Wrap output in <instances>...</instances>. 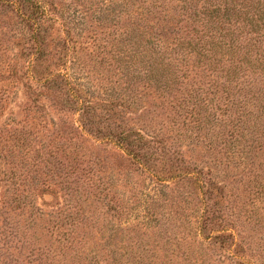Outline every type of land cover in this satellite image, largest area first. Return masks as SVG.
<instances>
[{
	"label": "trees",
	"instance_id": "trees-1",
	"mask_svg": "<svg viewBox=\"0 0 264 264\" xmlns=\"http://www.w3.org/2000/svg\"><path fill=\"white\" fill-rule=\"evenodd\" d=\"M0 4L12 6L25 24L14 30L19 54L0 62V124L14 116L15 104L25 117L19 133L0 130V168L21 153L25 194L13 186L0 195L1 205L19 201L15 209L25 204V213L34 211L35 195L42 206L57 208L66 194L104 202V185L93 172L100 164L86 146L93 139L134 166L149 190L168 189L187 211L182 244L190 241L178 258L172 247L179 240L166 237V249L161 243L162 225L152 211L158 197L148 206L145 194V217L116 226L129 236L136 229L122 264H263L264 0H172V11L163 16L167 23L141 30L138 43L104 46L110 50L99 64L116 78L87 84L71 73L78 44L70 31L64 33L48 1ZM174 131L178 141L167 134ZM32 151L34 156L25 155ZM194 151L195 160L187 156ZM1 174L9 181L16 176ZM36 210L34 216L44 215ZM249 227L262 231L254 248ZM138 230L160 241L150 238L152 244L142 246ZM57 235V242L74 244L64 229ZM44 249L38 254L49 257L52 249ZM54 256L46 264H58L50 261ZM95 258L90 255V264Z\"/></svg>",
	"mask_w": 264,
	"mask_h": 264
},
{
	"label": "rangeland",
	"instance_id": "rangeland-1",
	"mask_svg": "<svg viewBox=\"0 0 264 264\" xmlns=\"http://www.w3.org/2000/svg\"><path fill=\"white\" fill-rule=\"evenodd\" d=\"M46 1L51 4L53 15L58 17L60 25L62 23L64 33L70 31V36L78 44V48L73 54L78 65L72 68L71 73L81 84H87L88 81H94L95 78L99 83H107L111 78H116L115 72L112 73L99 64L103 57H108L107 50H110H105L104 46L109 44L108 46L111 47L110 45L113 44L124 49L128 45H135L140 41L141 30H153L151 27H160L166 24L168 18L163 19V16L170 9L172 11V0ZM170 16H172L171 13ZM161 20H164L162 24H160ZM23 26H25L24 22L19 19L12 6L0 4V62L4 57L9 58L19 54L20 48L17 47L19 37H14V30ZM11 30V35H8ZM21 99L20 93L19 99L16 101L17 105H20ZM13 109L14 116L8 121L1 122V131L19 133L18 130L25 129L23 113L16 108V104L13 105ZM178 133L174 131L167 134L178 141L181 138L177 135ZM92 140L89 139L86 146L93 153L92 160L99 161L100 166L97 167L99 170L93 172L99 176L98 184L104 185L106 200L104 202L97 201L92 197L77 200L66 194L59 207L47 208L42 206L41 200L38 197L34 198V195L31 198V206L39 208L40 212L44 214L42 217L39 216L40 213L34 216L37 211L35 207L34 211L31 208L25 213V204L22 210L15 209L17 204L20 205L19 201L9 205L7 201L0 204V264H39L38 259L42 261L41 264H46L53 255L56 256L50 261L58 264H90V255L97 257L92 260L94 264H113L112 260L115 258L117 264H122L121 256L123 254L126 256L127 252L131 251L130 245L134 243H131L130 237H136L133 234L136 229L129 230V236L123 235L116 226L122 223L127 224L129 221L133 223L145 217L143 215V206L147 203L145 194H149L148 206L151 204L150 198L158 197L156 198L157 202L152 203V211L157 212L158 221L156 223L162 225L164 240L162 239L161 243H163V248L168 247L166 237L172 238L175 240L174 242L179 240L180 245L175 243L172 248L180 253L178 258L181 257L183 249L186 248L185 243L190 241L188 239L182 244V238L188 225L185 222L187 211L182 202L178 203L173 200L168 189L149 190L148 182L138 175L134 166H128L109 146L105 147ZM186 149L187 147L183 148V150ZM15 154L6 160L7 164L2 167V170L0 168V173L13 171L12 177L16 175L11 182L8 175L1 174L5 180L0 184V195L4 193L6 196L9 195L13 186L20 187L25 194V162L22 160L21 153ZM34 154L35 151H32L31 154L26 153L25 155L32 157ZM197 154L198 151L187 152V156H192L194 160L198 157ZM29 167L33 168L31 165ZM173 194L176 196L177 192ZM45 199L52 202V198L49 196H45ZM71 205L75 209H71ZM69 211L72 214L68 221L64 220ZM63 229L67 232L66 237L74 244L64 242L67 244L65 245L56 241L57 233H62ZM246 231L251 237L254 235V238L250 237L252 248H254L259 242L262 231L251 227ZM137 235L144 242L142 246L148 243L152 244L150 238H160L145 230H138ZM135 239L137 240V238ZM3 244H7L5 250L2 249ZM47 246L52 251L50 254L48 253L49 257L47 255L45 258V255L43 257L38 254V250ZM68 246H73V249H69ZM79 249H86V251L80 254ZM260 250L259 258L264 259V243ZM87 253L90 254L89 257L85 256ZM75 254L81 256L78 260L72 261ZM57 257L61 260L60 262ZM262 263L264 264V261Z\"/></svg>",
	"mask_w": 264,
	"mask_h": 264
}]
</instances>
